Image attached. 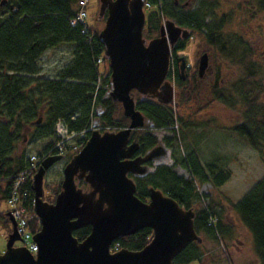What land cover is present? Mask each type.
<instances>
[{
    "label": "trees",
    "instance_id": "obj_1",
    "mask_svg": "<svg viewBox=\"0 0 264 264\" xmlns=\"http://www.w3.org/2000/svg\"><path fill=\"white\" fill-rule=\"evenodd\" d=\"M3 1L6 3L1 5ZM81 1L0 0V179L4 180V188L0 187V200L8 199L15 177L29 165L27 159L23 156L18 159L16 153L23 126H33L42 118L41 124L35 127L36 137L42 142L52 140L50 147L54 142L53 130L57 121H63L74 132L89 128L95 119L100 128L112 131L129 125L120 105L109 97L105 89L110 85V73L96 23L87 20L71 25L81 11ZM144 1L152 7L143 31L147 41L158 36L163 18L170 19L178 27L191 31L192 37H200L220 60L237 69L236 78L225 84L221 82L217 67L215 85L210 89L211 101L219 102L232 111L240 109L238 122L229 130L264 162V63L259 61L263 54L255 53L242 31H228L227 24L232 14L220 15L217 0H195V7L191 8L175 6V0ZM159 4L160 11L156 9ZM237 11L242 16V25L245 21L264 20V0H241ZM186 44L180 41L175 45L174 66L177 53L185 50ZM60 47L71 48L69 64L59 71L55 79L42 78L39 74L41 56ZM99 58L103 59L102 69L97 64ZM175 83L176 88L182 84L177 79ZM135 102L136 110L147 123L142 130L132 133V140L139 144L136 156H144L158 145L154 131H170L171 138L164 139V145L168 150H174L185 138L181 128L197 127L184 121L173 107L141 99L137 94ZM178 125L179 130L176 129ZM179 159H174V166L180 165L188 170L192 179L178 176L174 167H153L150 164L154 172L134 180L136 197L147 202L149 188L159 190L183 209L194 211V228L198 236H203L212 245L227 242L233 232L223 225L221 213L214 211L215 208L222 209L220 202H210L205 206L197 193V186L210 184L214 190H219L231 179V170L215 160L207 161L203 166L194 151H188ZM78 185L87 187L82 181ZM59 192L60 186L55 196ZM230 210L250 233L254 255L259 264H264V176L243 199L230 203ZM34 224L38 225L37 222ZM89 234L90 228L85 227L73 235L82 242ZM151 239L152 231L143 229L117 240L115 244L121 249L137 252ZM204 256L201 244L192 243L174 259V264H202Z\"/></svg>",
    "mask_w": 264,
    "mask_h": 264
},
{
    "label": "water",
    "instance_id": "obj_2",
    "mask_svg": "<svg viewBox=\"0 0 264 264\" xmlns=\"http://www.w3.org/2000/svg\"><path fill=\"white\" fill-rule=\"evenodd\" d=\"M144 5V0H99L98 17L104 19V27L98 38L108 61L109 97L120 104L123 116L129 120L128 127L103 134L92 132L85 147L64 167L61 191L54 203L43 200V179L46 171L63 158L43 161L32 184L35 214L41 225L34 236L38 253L34 258L26 249L13 246L19 236L7 213L14 229L0 264H173L190 244L202 243L195 232L192 209H183L153 188L148 190V202L136 197L133 178L151 174L149 164L161 163L168 150L158 143L144 156H136L139 144L132 141V133L147 123L136 110L135 95L177 108V91L168 80L170 59L177 42L190 37L188 30L166 20L159 36L147 41L143 37ZM176 63L183 79L185 59L177 58ZM207 68L204 54L199 74ZM81 181L87 185L86 191L78 187ZM85 227L90 228V234L79 242L73 234ZM143 229L152 231V239L142 250L110 253L114 242Z\"/></svg>",
    "mask_w": 264,
    "mask_h": 264
},
{
    "label": "rangeland",
    "instance_id": "obj_3",
    "mask_svg": "<svg viewBox=\"0 0 264 264\" xmlns=\"http://www.w3.org/2000/svg\"><path fill=\"white\" fill-rule=\"evenodd\" d=\"M195 0H179V4H187L185 8L194 6ZM220 4L219 14H229L227 24L229 32H241L244 39L255 50V53L262 55L259 61L264 63V20L245 21L242 25L241 14L237 11V6L241 0H217ZM86 9H88L90 23H96L99 31L104 27V19L98 20L99 0H84ZM195 7V6H194ZM222 12V13H221ZM148 13L146 12V19ZM170 20V19H169ZM98 21V22H97ZM146 24L144 25L145 30ZM158 37V36H157ZM156 37V38H157ZM200 37H192L187 41L185 50L178 52L177 56L186 60L187 64L195 66L199 57L208 54L210 57V66L216 72L217 67L220 69V79L222 83H227L231 79L236 78L237 69L228 66L224 61L220 60L218 55L209 50L202 44ZM72 52L69 47H60L45 52L39 60L40 76L44 79H55L61 69L69 64ZM108 67V66H107ZM101 67L100 69H102ZM100 76V74H99ZM173 83V79H171ZM208 79L204 78V82L200 88L194 87L190 90L186 98L182 96L180 100L175 97L178 104L174 108L179 116L187 123H194L196 128H181V134L184 139L180 140V147L174 150H168V155L161 163L154 166L166 165L174 167V171L178 176L190 180L192 179L188 170L180 165L174 166V159L186 154L188 151H194L198 154L201 164L204 166L207 161H217L221 166L227 167L232 172L231 179L219 190H214L210 184H204L202 187L197 186V193L201 197L205 206L208 203L220 202L222 209L215 208L217 213H221L223 225L232 230V238L227 242L212 245L202 236L201 246L205 251L202 264H259L253 249V240L240 222L236 215L230 210V203H237L243 199L250 190L264 176V162L260 160L257 153L250 149L242 140H240L229 129L238 122L240 109L232 111L219 102L211 101L210 85ZM264 101V94L262 97ZM122 113V111H121ZM97 124V121H94ZM179 125L176 129L179 130ZM153 135L157 138L160 145H164V139L171 138L172 133L168 130L154 131ZM52 142V140L43 141L37 146L27 147L26 159L34 156H42L44 150ZM59 163L53 168L43 180V200L52 203L58 186L61 185L63 176V166L67 163ZM154 169L151 170V173ZM85 189V188H84ZM3 210L8 208L4 204ZM6 224L0 220V255L5 251L7 244ZM15 247H19V243H15ZM191 264H199L197 262Z\"/></svg>",
    "mask_w": 264,
    "mask_h": 264
},
{
    "label": "built area",
    "instance_id": "obj_4",
    "mask_svg": "<svg viewBox=\"0 0 264 264\" xmlns=\"http://www.w3.org/2000/svg\"><path fill=\"white\" fill-rule=\"evenodd\" d=\"M84 6V3L81 4ZM86 13L81 12L76 19L71 22L74 26L77 22H84ZM101 63V59L97 60ZM57 144L54 146L52 152L56 155H65L66 153L78 152L84 145L86 138V131L80 133L69 132L67 127L58 122L55 127ZM36 165L32 164L25 172L21 173L15 180L8 200L9 210L17 223L18 233L22 239V245L25 246L31 253L37 252V245L32 241V233L30 231V214L29 209L31 205V195L27 186V180L32 176Z\"/></svg>",
    "mask_w": 264,
    "mask_h": 264
},
{
    "label": "flooded vegetation",
    "instance_id": "obj_5",
    "mask_svg": "<svg viewBox=\"0 0 264 264\" xmlns=\"http://www.w3.org/2000/svg\"><path fill=\"white\" fill-rule=\"evenodd\" d=\"M175 6H180L179 4V0H175ZM187 4H182L181 7L185 8ZM191 32V31H190ZM192 34H190V38H191ZM190 40V39H188ZM187 42V41H186ZM178 43V42H177ZM202 44L205 45V43L202 42ZM208 49L209 47L207 45H205ZM210 50V49H209ZM203 56V55H202ZM199 57V60H197L195 66H191L190 64H187V70H186V73L184 75V78L181 79L180 78V73H179V70H178V64L175 63V66H174V78L179 80L180 82H182V84H178L179 88L176 89L177 91V95L179 99H181V96L185 97L187 96V94H189L190 90H194V87L196 88H200L201 85L203 84L204 82V78L208 79L211 85L210 88H212L214 85H215V70L211 68L210 66V57L209 55L207 54V59H208V68L207 70L203 73V74H199V61L201 59V57ZM38 121V120H37ZM42 122V119L41 121L38 123V122H35L33 123L32 125L33 126H23V129H22V135H21V141L18 143V146L16 147L17 151V157L18 159L21 158L22 156L26 159V148L28 147H32V146H37L39 145L42 141L40 139H38L36 137V133H35V127L36 126H39ZM41 158V156H38ZM27 160L29 161V159L27 158ZM58 164H54L48 171H46L45 175H47L53 168H55ZM65 166V165H64ZM63 166V167H64ZM63 171V170H62ZM4 180L3 179H0V187L1 188H4ZM5 204V201L4 200H0V220L3 219V221L5 222L6 224V236H8L10 234V226H11V223L9 221V218H7L5 216V210H3V205Z\"/></svg>",
    "mask_w": 264,
    "mask_h": 264
}]
</instances>
